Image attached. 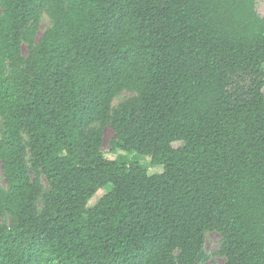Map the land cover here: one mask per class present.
<instances>
[{
  "label": "trees",
  "instance_id": "trees-1",
  "mask_svg": "<svg viewBox=\"0 0 264 264\" xmlns=\"http://www.w3.org/2000/svg\"><path fill=\"white\" fill-rule=\"evenodd\" d=\"M263 67L256 0H0V264H264Z\"/></svg>",
  "mask_w": 264,
  "mask_h": 264
},
{
  "label": "rangeland",
  "instance_id": "rangeland-1",
  "mask_svg": "<svg viewBox=\"0 0 264 264\" xmlns=\"http://www.w3.org/2000/svg\"><path fill=\"white\" fill-rule=\"evenodd\" d=\"M256 10L260 16H264V0H256ZM50 26V22L46 16H43L40 24H39V31L37 34V38L40 37V35ZM22 55L23 57H26L27 50L25 47L22 48ZM264 69V67H263ZM264 93V89H263ZM132 93L124 92L119 97H117L113 101V105L116 106L118 103L132 97ZM113 138V132L110 129V127H105L103 130V144H102V154L104 158L107 160H118L119 157H126V161L128 162H137L140 165L146 166L148 173L151 174H160L162 172V169L160 167H151L150 166V159L146 156H138L136 154H129L125 156L120 151H113L110 150V141ZM175 148H178L181 146L180 143H175L173 145ZM44 187H46V183L43 181ZM0 186H5V179L2 175L1 168H0ZM107 192L106 190H101L96 194V196L91 199V201L88 203V208H91L101 196H103ZM0 221L9 223V217L4 216L3 218H0ZM220 236L216 232H208L205 237V246L204 251L208 258L207 262L205 264H224V258L217 255V251L220 245Z\"/></svg>",
  "mask_w": 264,
  "mask_h": 264
}]
</instances>
